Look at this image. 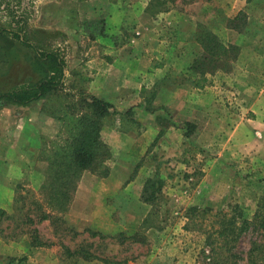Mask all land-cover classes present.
<instances>
[{"label": "rangeland", "instance_id": "rangeland-1", "mask_svg": "<svg viewBox=\"0 0 264 264\" xmlns=\"http://www.w3.org/2000/svg\"><path fill=\"white\" fill-rule=\"evenodd\" d=\"M197 1L174 0L166 7L183 12ZM249 1H254L255 7L248 12L245 10L247 15L242 10L237 12L233 25L238 32L245 31L242 34L244 48L250 50L247 54L251 53L252 62H260L258 67L263 68L264 73V0ZM207 2L208 6L212 4L210 0ZM135 4L140 6L141 0H135ZM225 4L229 7L232 0ZM131 6L127 0H0V27L19 31L22 38L38 50L57 53L65 64L61 85L55 92L26 107L0 106V163L4 164L2 177L8 186L3 196L11 202L0 211V264H114L122 260L125 262L119 264H264L255 251L247 258L250 246L260 242L253 233L240 235L229 246H223L220 239H216V223L231 219L235 199L228 192L225 195L222 190L208 193L199 187L201 163L197 161L200 160L197 153L200 149L189 144L197 130L190 133L188 144H182L178 152L172 154V159L177 157L174 163L167 162V165L161 160L158 147L146 154L151 162L148 170L153 182L149 189L153 192L149 206L141 201V193L133 202L117 196L88 201L89 195L94 198L95 194H88L90 182L86 189H81L85 194L76 195L83 172L74 182L62 210L43 202L42 186L51 175L48 163L55 153L66 151L69 146L72 127L79 115L78 103L87 97L84 93L87 78L77 75L86 67L75 62L115 52V47L120 48L131 40L157 38L154 27H150L153 24L141 17L139 8L133 10ZM200 6L185 14L197 12L199 15ZM158 9L147 8L148 13L154 14L151 17ZM216 18L218 16L209 23L200 19L195 31L206 25L215 27ZM185 31L184 28L182 32ZM184 39L189 40V36ZM31 53L16 41L0 39V93L27 87L36 80L37 74L30 68ZM254 64L250 65L251 75L257 73L258 67ZM234 71L232 67L229 74ZM236 73L233 76H237ZM214 80L203 85L209 87L219 105L235 114L253 100L257 88H264V78L240 82L242 86L246 84L249 91L244 96L242 93L246 90L235 87L236 81ZM107 116L99 121L100 128L102 121L109 122ZM114 117L122 121L125 113ZM142 163L134 167L133 173L142 168ZM104 170L99 164L90 171L102 175ZM105 207L108 209H100ZM40 214H45L47 219L37 222ZM244 217L250 219V216ZM144 218L146 222L141 226ZM137 231L143 236L144 244L118 243L111 239L119 233L127 237ZM92 232L105 239L90 237ZM31 243L39 246H31ZM78 250L105 261H83ZM227 256L232 258L228 261Z\"/></svg>", "mask_w": 264, "mask_h": 264}, {"label": "crops", "instance_id": "crops-1", "mask_svg": "<svg viewBox=\"0 0 264 264\" xmlns=\"http://www.w3.org/2000/svg\"><path fill=\"white\" fill-rule=\"evenodd\" d=\"M226 1L210 0L212 4L208 6L209 1L199 0L183 12L168 8L151 17L154 14L147 10L150 0H141L140 6L135 4V0H127L133 10L139 8V14L147 23L153 24L150 27H154L157 38L154 41L131 40L120 48L115 47V52L88 58L84 62L73 60V63H83L81 65L86 67L77 75L81 79L87 78L84 90L87 97L110 105L109 122L105 124L102 121L99 131L100 141L109 154L102 163L107 171L104 170L102 175L83 171L75 189L76 195L85 194L81 189H86L87 182H90L88 194H95L94 198L89 195L88 201L117 196L133 202L134 197L140 195L145 180L152 176L148 170L151 162L146 154L158 147L159 158L165 163H174L177 157L172 159V154L177 153L182 144H188L191 136L183 137V126L179 124L186 123L191 130H197V135L192 138L195 142L192 140L189 144L200 149L197 151L200 156L197 161L201 163L199 187L208 193L215 190H222L223 195L230 193L235 199L233 206H237L243 216L251 217L257 201L264 197V185L261 183L264 174V88H257L253 100L235 114L217 103L208 86L194 87L191 83L197 79L196 76L186 73L199 52L194 41L196 22L206 19L209 23L218 16L215 27H206L208 25L205 24L204 29L224 43L239 48L233 63L237 76H233L234 72L229 75L221 72L206 74L204 84L212 83V79L219 80V83L234 80L235 87L246 90L242 93L245 96L249 93L247 85L242 86L240 82L264 78L263 68L258 67L260 62H252L251 53L247 54L250 50L244 48L242 34L245 31L240 33L225 26L226 19L237 12L242 10L245 14V10L248 12L249 8H254V1L232 0L229 7ZM197 6H200L199 15L197 12L185 14ZM184 28L187 31L182 32ZM184 36H189V40ZM252 63L258 67L254 75L250 70ZM119 113H125L124 120L116 121L114 116ZM140 161L143 162L142 168L133 173ZM3 171L4 164L0 163V211L11 205L3 196L8 187L2 177ZM100 209L107 210L108 207Z\"/></svg>", "mask_w": 264, "mask_h": 264}, {"label": "trees", "instance_id": "trees-1", "mask_svg": "<svg viewBox=\"0 0 264 264\" xmlns=\"http://www.w3.org/2000/svg\"><path fill=\"white\" fill-rule=\"evenodd\" d=\"M173 1L150 0L147 8L151 6L158 7V12H164L168 9L166 7L167 3ZM235 20L236 16L226 19L225 26L227 29L237 32V26L233 25ZM0 39L16 41L20 46L29 49L32 52L33 59V64L30 68L32 72L37 74L36 80L27 87L1 92L0 106L26 107L55 92L60 87L65 64L57 53L40 51L28 40L22 38L19 31L8 30L3 27H0ZM194 41L199 47V52L186 70L188 76H196L197 78L191 83L194 87H200L203 84L205 81L203 78L206 74L213 75L216 72L229 74L239 53V48L236 45L224 43L203 27L196 29ZM109 109V104L93 97H85L82 102L79 101L78 109L76 110L79 111V115L72 127L73 131L69 138V146L66 151L55 153L48 163L51 175L47 177L46 184L42 186V189L46 192L43 195V202L47 206L62 210L69 199L71 189L75 186L74 182L79 178V174L86 170H92L95 165L102 164L108 159V150L99 138V121L109 114ZM183 127V137H187L193 129L191 130L186 123L183 124ZM261 183L264 185V174L261 178ZM152 184L151 179L145 180L141 190V201L148 205H150L153 197V192H149ZM46 219L47 216L45 214H40L36 221L40 222ZM145 222L144 218L141 221V226ZM216 225L215 236L218 241L220 239L223 246H229L230 242L238 239L242 234L253 233L259 237L260 242L252 244L248 249L247 258L255 251L254 253L261 257L260 262L264 261V254H261L264 252V197L259 198L257 201L250 219H246L237 206H232L231 219L228 221L221 219ZM89 236L105 239V236L93 232ZM111 239L118 241V243L129 241L130 243L144 244L145 242L138 231L127 237L119 233L111 236ZM31 246L39 245L31 243ZM77 254L83 261H105L84 250H78ZM231 258L232 256L226 257L228 261ZM124 262L125 260L113 263Z\"/></svg>", "mask_w": 264, "mask_h": 264}]
</instances>
